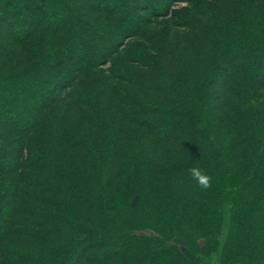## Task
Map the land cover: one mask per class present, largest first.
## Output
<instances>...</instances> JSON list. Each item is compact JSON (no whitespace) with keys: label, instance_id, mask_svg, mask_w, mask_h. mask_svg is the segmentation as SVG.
Masks as SVG:
<instances>
[{"label":"trees","instance_id":"obj_1","mask_svg":"<svg viewBox=\"0 0 264 264\" xmlns=\"http://www.w3.org/2000/svg\"><path fill=\"white\" fill-rule=\"evenodd\" d=\"M173 1L0 0V264H264V0Z\"/></svg>","mask_w":264,"mask_h":264},{"label":"rangeland","instance_id":"obj_2","mask_svg":"<svg viewBox=\"0 0 264 264\" xmlns=\"http://www.w3.org/2000/svg\"><path fill=\"white\" fill-rule=\"evenodd\" d=\"M161 4H165V3H161ZM218 5H219V3L217 0H174L172 3H170L166 6V9L170 8L169 16L158 18V19H154V18L150 19V17H147L148 20H152L153 23L150 24L146 28V30L149 31V35H152V36L157 35L164 28L172 30L173 34L176 35L175 37H173L174 38V44H173L174 46L180 47L181 49L190 47V46H186V44L182 41V38L188 36V39H190V40H188V42L191 44V40L194 37H197L199 33L204 32L203 29H208L210 27L209 23H211V20L209 18V12H208L209 7L217 6L216 8H218ZM199 13H203V14L207 13L208 16L206 18L201 17L200 15H198ZM195 19L196 20L202 19L204 22L201 21L203 23L201 25H196L193 23L192 24L193 26H192L191 25L192 20H195ZM187 22H189V24H190V29L189 28L184 29L182 27V26L186 25ZM177 36H180V37L177 38ZM123 42H125V44H127V46L131 45V44L134 45L131 48V52H134L135 54L131 56V59L132 60H139V62H141L139 59L140 56L137 55L136 52H138V50H140V49L145 50V47L150 45V43L144 42L140 39H131V40L129 39L127 41V39L125 38V39H123ZM127 46L122 45V47L119 48V50L121 52H119L117 55L111 57V61H112V63H114V66L112 63L104 64V62L106 61V58H104V59L102 58V60L98 63V65L100 66V70H103V71L107 70L106 72H108L109 69L114 68V70H115L116 68H119L118 66H116V60L119 59L120 63H121V61L125 62L126 58L123 54H124V52H126L128 50L130 51V49H129L130 47H127ZM136 49H137V51H136ZM152 49H154V47ZM145 51L148 55L155 56L153 52H151V51L148 52L147 50H145ZM142 63L144 65V63L146 64V63H148V61L147 62L143 61ZM126 64L130 65L129 63H126ZM257 64L255 65L256 68H257ZM135 67L139 68V69L142 68L140 65H135ZM258 67H260V66H258ZM117 72H119L117 74H121L120 71H117Z\"/></svg>","mask_w":264,"mask_h":264},{"label":"clouds","instance_id":"obj_3","mask_svg":"<svg viewBox=\"0 0 264 264\" xmlns=\"http://www.w3.org/2000/svg\"><path fill=\"white\" fill-rule=\"evenodd\" d=\"M192 177L201 185L207 186L210 180V177L201 172L199 168H191L190 169Z\"/></svg>","mask_w":264,"mask_h":264}]
</instances>
